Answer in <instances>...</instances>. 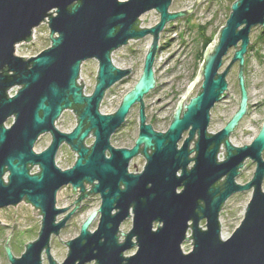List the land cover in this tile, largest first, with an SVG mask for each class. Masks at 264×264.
Listing matches in <instances>:
<instances>
[{"label": "water", "instance_id": "1", "mask_svg": "<svg viewBox=\"0 0 264 264\" xmlns=\"http://www.w3.org/2000/svg\"><path fill=\"white\" fill-rule=\"evenodd\" d=\"M198 1L187 10L171 12L172 0H0V208L24 201L32 205L33 215H41L37 238L24 244L20 256H13L7 245L11 232L8 235L4 250L9 264H42L43 254L48 264H264V119L249 144L230 142L247 111L244 54L251 28L264 26V0L231 4L166 130H155L146 122L143 99L155 86L159 34L168 22L191 12ZM151 10L159 14L157 23L140 27V16ZM44 21L49 46L29 58L16 55V45L29 41ZM147 35L152 40L139 78L115 112L101 113L106 91L130 73V68L115 66L111 54L129 40ZM230 48L232 58L220 70ZM87 59H95L98 66L90 94L84 93L80 79L81 64ZM235 62L237 109L222 128L209 132L210 111L225 97L226 76ZM200 74V88L186 101ZM13 87L17 89L9 95ZM135 104L134 143L114 147L110 138ZM65 110L76 115L70 132L55 126ZM44 133L51 141L36 152L34 144ZM90 133L93 141L87 146ZM62 143L76 153L74 163L65 169L55 163ZM139 154L145 159L142 170L129 171L130 161ZM247 159L255 164L253 175L238 183L236 177ZM34 167L37 171L31 173ZM87 184L99 195L100 205L85 218L76 237L66 242L58 238L68 252L57 263L50 253V239L58 236L71 212L57 220L67 208L56 206V194L70 185L73 192L81 193L78 202L86 196ZM246 190L251 196L244 215L223 238L220 210L233 193ZM97 215L96 228L89 230ZM128 217L131 228L121 241L120 225ZM202 219L204 228L199 226ZM12 221L13 228H19L14 217ZM187 239L192 245L184 252ZM134 246L132 254L124 255Z\"/></svg>", "mask_w": 264, "mask_h": 264}, {"label": "rangeland", "instance_id": "2", "mask_svg": "<svg viewBox=\"0 0 264 264\" xmlns=\"http://www.w3.org/2000/svg\"><path fill=\"white\" fill-rule=\"evenodd\" d=\"M195 0H172L169 11H184L191 8ZM235 0H199L191 12L184 16L168 22L160 32L159 43L153 70L155 86L144 96V108L146 122L150 123L155 130L165 131L168 127L177 102L184 95L188 85L198 74L203 53L209 43L214 39L218 29L224 25L230 11L231 4ZM159 19L158 12L151 10L140 16L141 26L151 27ZM264 26H255L249 33V51L244 54V79L248 91V112L241 119L239 125L230 136V142L236 146L249 144L256 135L264 116V34L261 32ZM49 29L47 24L41 23L35 28L34 38L31 42L20 43L15 47V54L21 57H32L50 44ZM152 37L147 35L137 40H129L124 46L119 47L112 53V62L120 68H130L127 77L112 85L105 93L99 107L101 113L110 114L115 112L120 104L122 96L128 92L139 78L145 54L151 44ZM207 44V45H206ZM247 47V48H248ZM233 49L230 48L223 57L222 70L231 60ZM97 61L87 59L80 67V79L82 80L84 93L90 94L95 85L97 74ZM238 64L235 62L227 76L228 88L225 97L217 102L210 111L209 132H216L228 121L237 109L239 101V87L237 82ZM202 83V75L189 90L188 97L194 96ZM17 87H13L10 93H14ZM12 118L8 119V125ZM76 124V118L72 110H65L55 123V126L63 132H70ZM138 133V104L130 109L123 124L111 136L110 142L114 147H131ZM185 136V134H184ZM49 133L40 135L34 144V151L44 150L50 143ZM93 138L86 140L92 143ZM193 147V144L190 145ZM219 159L224 158V151H220ZM264 158V150L262 153ZM75 161V153L66 145L62 144L56 155L55 163L61 168L70 167ZM133 163L135 166H133ZM145 164L142 156L134 157L129 163V171L139 172ZM255 164L247 159L237 175L238 183H245L251 179ZM136 169V170H135ZM34 171V170H33ZM90 185H86L89 189ZM264 189V180L262 183ZM180 190V189H178ZM251 196V190L233 193L223 204L219 213L221 236L228 237L239 225ZM75 196L71 188L63 187L56 194V206L63 207ZM98 195H91L83 201L79 209L69 222L60 230L58 236L52 235L50 239V253L52 258L61 263L68 247L65 243L79 234V229L85 218L99 207ZM33 207L21 201L15 206L0 208V264H9L4 253V244L9 236L7 245L14 256L18 257L24 251L25 245L37 238L41 225V216L33 215ZM14 214V216H13ZM12 217L19 228H13ZM98 218L90 224L89 229L94 230ZM157 223H154L156 227ZM199 226L205 227V220L199 222ZM22 228V229H20ZM131 228V219L122 222L120 231L126 233ZM13 229V230H12ZM26 229V230H24ZM12 230V231H11ZM190 234V229L188 230ZM59 238V239H58ZM123 240V236L120 235ZM191 240L187 239L182 244V250L188 252L191 248ZM135 247L127 250L124 255L132 254ZM42 264H48L43 255ZM85 264H93V261Z\"/></svg>", "mask_w": 264, "mask_h": 264}, {"label": "flooded vegetation", "instance_id": "3", "mask_svg": "<svg viewBox=\"0 0 264 264\" xmlns=\"http://www.w3.org/2000/svg\"><path fill=\"white\" fill-rule=\"evenodd\" d=\"M263 34H264V29L262 30V32H261V37H263ZM102 103V102H101ZM101 103H100V105H101ZM248 108H249V105H248V103H247V111H246V113H245V115L247 114V112H248ZM74 113V112H73ZM75 115V114H74ZM244 115V116H245ZM243 116V117H244ZM75 117H76V115H75ZM263 119H264V116H263ZM263 121V120H262ZM240 123V122H239ZM239 123H238V125H239ZM262 123V122H261ZM237 125V126H238ZM236 126V127H237ZM260 126H261V124H260ZM236 127H235V129H236ZM260 128V127H259ZM235 129H234V131H235ZM259 130V129H258ZM233 131V132H234ZM232 132V133H233ZM258 132V131H257ZM231 133V134H232ZM231 136V135H230ZM93 138V136H92V133H90V135L85 139V145H87V146H90L92 143H90V144H87V142H86V140L88 139V138ZM62 144H66V143H62ZM61 144V145H62ZM60 145V146H61ZM67 145V144H66ZM68 146V145H67ZM69 147V146H68ZM70 148V147H69ZM262 153H263V151H262ZM194 154H192V156H193ZM137 156H142V155H137ZM143 157V156H142ZM75 158H76V153H75ZM263 158V157H262ZM264 159V158H263ZM33 170H31V173H34V172H32ZM241 171V170H240ZM240 171H239V174H240ZM238 174V175H239ZM264 180V179H263ZM221 183V182H220ZM87 185H90V188L89 189H86V196L82 199V200H80V201H78V202H76V200L78 199V197L80 196V192L79 191H76V192H73L72 191V188H71V186L70 185H66V186H64V187H70L71 188V192H72V194L75 196L70 202H69V205H66V206H63L64 208H67L66 209V211L63 213V214H61L58 218H57V220H59V219H61V218H63L67 213H69V212H71V215H70V217L68 218V220L66 221V223L67 222H69L70 220H71V218L73 217V215L79 210V209H81L82 208V205H83V201H85L87 198H89L91 195H98V194H94V193H92L90 190H91V187H92V185L91 184H87ZM63 188V187H62ZM98 197H99V195H98ZM99 199H100V197H99ZM29 204V203H28ZM31 205V204H30ZM99 205H100V203H99ZM32 206V205H31ZM58 207V206H57ZM61 208V207H60ZM98 209V208H97ZM41 216V215H40ZM95 218H98V215L95 217ZM95 218H94V220H95ZM131 219V217H128L127 219H125L124 221H127L128 219ZM93 220V221H94ZM92 221V222H93ZM123 221V222H124ZM97 222H98V220H97ZM1 224H3L1 221H0V225ZM122 224V223H121ZM65 226V225H64ZM90 230V229H89ZM130 230V229H129ZM121 232V231H120ZM128 232V231H127ZM126 232V233H127ZM126 233H122L121 232V234H122V236H123V239H124V235L126 234ZM121 240V239H120ZM133 240V242H135V238H133L132 239ZM122 241V240H121ZM135 247V246H134ZM10 248V247H9ZM133 248V247H132ZM135 249H136V247H135ZM11 250V249H10ZM4 253H5V250H4ZM5 255H6V253H5ZM43 255H45V254H43ZM43 255H42V259H43ZM14 256V255H13ZM45 257H46V255H45ZM46 259H47V257H46ZM47 263H48V261H47Z\"/></svg>", "mask_w": 264, "mask_h": 264}, {"label": "built area", "instance_id": "4", "mask_svg": "<svg viewBox=\"0 0 264 264\" xmlns=\"http://www.w3.org/2000/svg\"><path fill=\"white\" fill-rule=\"evenodd\" d=\"M155 11V10H154ZM45 22V21H44ZM44 22H42V23H44ZM46 24H47V22H45ZM140 27H143V26H141V22H140ZM34 31H35V29L33 30V32H32V38L29 40V41H27V42H24V43H28V42H31L32 40H33V38H34ZM159 37H160V34H159ZM159 45H160V43H159ZM155 56H156V54H155ZM111 59H112V54H111ZM120 68V67H119ZM80 81V79H78V82ZM10 91H11V89L8 91V94L9 95H12L11 93H10ZM32 170H34V171H32V172H35V171H37V167H34ZM187 235H189L188 233H187ZM191 240V239H190Z\"/></svg>", "mask_w": 264, "mask_h": 264}, {"label": "trees", "instance_id": "5", "mask_svg": "<svg viewBox=\"0 0 264 264\" xmlns=\"http://www.w3.org/2000/svg\"><path fill=\"white\" fill-rule=\"evenodd\" d=\"M207 45V44H206ZM247 50L249 51V47L247 48Z\"/></svg>", "mask_w": 264, "mask_h": 264}]
</instances>
